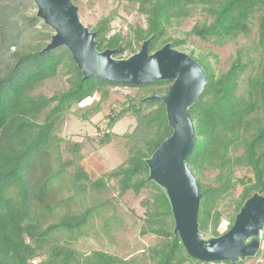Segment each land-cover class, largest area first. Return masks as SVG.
Instances as JSON below:
<instances>
[{
	"label": "trees",
	"instance_id": "obj_1",
	"mask_svg": "<svg viewBox=\"0 0 264 264\" xmlns=\"http://www.w3.org/2000/svg\"><path fill=\"white\" fill-rule=\"evenodd\" d=\"M122 1L123 10L134 12L136 20L127 24L125 34L110 33L115 10L97 20L90 30L96 33L98 50L117 48L114 57L123 58L151 37L149 52L168 42L193 57L206 73L203 92L188 108L195 144L186 163L199 186V229L218 236L221 222L229 221L228 230L246 199L256 192L264 195V0ZM27 4L0 0V264H231L226 259L200 260L187 253L173 231L163 189L147 179L145 160L172 129L165 105L142 99L165 93L172 81L133 84L93 75L83 78L67 47L39 52L52 32L43 23L42 29L34 27L39 19L35 13L22 12ZM195 14L200 18L183 36L178 35L177 26ZM24 35L31 39H23ZM239 37L246 41L225 70L213 66L214 52H197L195 38L222 46ZM48 80H59L62 86L50 95L36 92ZM115 86L136 87L137 92L128 95L118 111L111 106L98 143L112 140L114 123L128 111L136 126L120 136L127 149L123 162L92 180L80 163L84 141L66 142L57 131L74 105L98 95L93 106L98 111ZM206 171H216L207 183ZM111 179L116 180L118 196L129 190L135 194L148 190L142 200L145 211L139 233L153 235L155 241L146 249V262L101 249L84 252L75 246L85 235L91 215L110 200L79 211H59L88 188L104 189ZM65 189L71 193L59 197ZM110 218L115 219L114 215L104 219V230L109 229ZM263 249L264 244L258 254Z\"/></svg>",
	"mask_w": 264,
	"mask_h": 264
},
{
	"label": "water",
	"instance_id": "obj_2",
	"mask_svg": "<svg viewBox=\"0 0 264 264\" xmlns=\"http://www.w3.org/2000/svg\"><path fill=\"white\" fill-rule=\"evenodd\" d=\"M36 17L52 28L49 41L39 51L65 46L83 78L90 75L121 83H150L171 80L165 93L146 96L142 101L160 100L172 133L146 158L147 179L160 186L170 204L177 233L187 253L200 260H223L237 264L254 257L264 236V195L254 193L240 207L231 227L218 236L199 229L197 212L199 186L186 163L195 144V132L188 108L197 102L206 85L203 67L189 54L166 42L149 52L151 37L138 51L116 58L117 48L97 49L96 33L79 18L71 0H32Z\"/></svg>",
	"mask_w": 264,
	"mask_h": 264
},
{
	"label": "rangeland",
	"instance_id": "obj_3",
	"mask_svg": "<svg viewBox=\"0 0 264 264\" xmlns=\"http://www.w3.org/2000/svg\"><path fill=\"white\" fill-rule=\"evenodd\" d=\"M23 1L28 3L27 7L22 11L25 15L36 13V6L32 0ZM121 1L122 0H80L79 3L75 5L77 6L80 21L89 29H91L101 17L108 15L115 10L116 16L111 23L112 30L110 33L120 32L125 34L128 28L127 24L134 22L136 17L134 12L127 14L123 10L124 2ZM199 18L200 15L195 14L184 19L182 23L177 26V34L183 36V33L188 31ZM41 23H43V21L39 19L34 27L37 30L42 29ZM46 26L53 33L52 28L48 25ZM24 36L23 39H31L27 35ZM195 40L197 52L200 50L204 52H214L217 58L216 60L211 58L213 66L220 70H225L236 49L240 44L246 41V38L239 37L237 40H231L222 46L206 42L203 43L197 38H195ZM11 49L14 48L12 47ZM184 51L187 52V50ZM61 86L62 82L59 80H48L40 85L36 89V92L50 95L54 90ZM136 92V87H111L108 98L100 103L98 111L93 110V106L98 100V95H95L89 100L74 105L65 115L64 121L57 131V134L66 142L84 141V146L80 151V155L82 156L80 163L86 169L92 180L99 175L112 170L123 162L127 149L123 144V140L120 139V136L131 132L136 126V119L130 111L123 114L114 123L111 129V132H113L114 135L109 143L100 145L98 139L104 132L106 124L104 116L109 112L111 106L115 107L118 111L122 106L121 103L127 99V96H134ZM84 115H86V117H84ZM63 146H66L65 142H63ZM64 156L63 153V158ZM215 173L216 171L204 172V182H210ZM242 173L243 171H239L238 174L241 175ZM239 189L240 186L238 185L233 193L236 195ZM69 193L71 192L68 189H65L59 194V197L63 195L67 196ZM147 195L148 190L143 189L138 194L129 190L122 196H118L116 180L111 179L104 189L95 191L88 188L83 194H78L70 200L69 207L63 206L59 211L61 214L66 210L79 211L83 210L86 206H100L103 202L110 200V204L107 203L106 206L100 207L101 210L99 213L98 211H95L91 215L90 223L85 230V235L79 237L75 241V246L84 252L93 249H101L117 254L123 258L136 257L146 262V249L155 241L153 235L141 236L139 233L142 223L140 217L143 216L145 211L142 200ZM226 202L227 200L225 203ZM222 208L225 209V205H223ZM112 215H114L115 219L110 218L108 220L109 229L104 230V219H107ZM228 225L229 221L224 219L219 226V231L222 233L225 232ZM262 244H264V236ZM243 262V264H264V249L262 253H257L254 257L246 258ZM209 264L216 263L211 261Z\"/></svg>",
	"mask_w": 264,
	"mask_h": 264
},
{
	"label": "flooded vegetation",
	"instance_id": "obj_4",
	"mask_svg": "<svg viewBox=\"0 0 264 264\" xmlns=\"http://www.w3.org/2000/svg\"><path fill=\"white\" fill-rule=\"evenodd\" d=\"M261 246H262V244H261Z\"/></svg>",
	"mask_w": 264,
	"mask_h": 264
}]
</instances>
